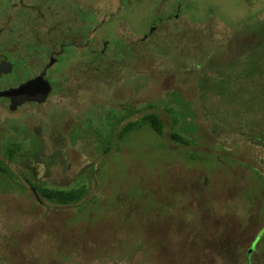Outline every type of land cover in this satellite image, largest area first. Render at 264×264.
<instances>
[{
  "label": "rangeland",
  "instance_id": "obj_1",
  "mask_svg": "<svg viewBox=\"0 0 264 264\" xmlns=\"http://www.w3.org/2000/svg\"><path fill=\"white\" fill-rule=\"evenodd\" d=\"M82 3L105 57L83 64L69 46L46 103L0 100V159L19 149L0 174V264H248L262 232L251 264H264V114L243 126L263 102L264 0H0L1 88L45 65L44 14ZM150 112L162 136L115 144ZM36 183L85 186L88 204L39 202Z\"/></svg>",
  "mask_w": 264,
  "mask_h": 264
},
{
  "label": "flooded vegetation",
  "instance_id": "obj_2",
  "mask_svg": "<svg viewBox=\"0 0 264 264\" xmlns=\"http://www.w3.org/2000/svg\"><path fill=\"white\" fill-rule=\"evenodd\" d=\"M70 2L72 5L74 4V0H70ZM76 6H77L76 8H78V10L75 11V9L73 10V7H71L72 9H68L67 7L60 9L59 7H61V6L57 5V7H54V8L49 9V10L47 9L49 12L48 14L43 13L44 15H50L52 17V19H51L52 23H51L49 30L42 35H37L38 33L36 34V38L39 39L40 44L45 46L44 48L47 49V51H45V55L43 54L44 56H46L45 65L42 68H40L39 69L40 71L38 70V73L33 75V77H30L28 79L22 78V81L20 83L14 84V85L10 84L8 87H6L4 89L0 87V91L15 88L22 83H25V82L33 79V78H36L37 76H39L43 72L44 68L49 63L51 58H53L54 65L50 69H48L47 74H46L47 76H45V78L52 85H54V80L56 81L57 75H59L60 72L64 69V66L62 65L59 70H56L54 72V74L52 75L54 80L52 79V81H51L50 79H48V74L50 73V71L53 72L56 65L60 61H62V58L64 56V52L66 51V49L69 46H75L80 51L81 54L78 55V59L80 58V61L83 64H86L90 61V59H89L90 58L89 57L90 52L92 54L96 55L95 58L97 57V55L101 58L105 57L107 50H108L106 44L103 43V49L100 50L99 52L97 50H92L90 47L91 44L89 41L91 38V36H90L91 34H90V30H89V17L87 14L88 6H86V5L84 6L83 3L81 5L76 4ZM69 10H73V11H69ZM73 13L77 14V15L82 14L79 18L76 19V21H77L76 23L73 21V18L71 17L73 15ZM69 39L74 40V42L73 43L69 42L68 41ZM37 53H38V55H42L39 52H37ZM3 62H8V60L0 57V65ZM67 64H72V63H66L65 65H67ZM11 71H13V65H12ZM27 71H28V69H27ZM4 75L5 74H2L0 76V79ZM54 89L55 88L53 86L52 93L54 92ZM1 99H6V100H8L9 104L11 103L10 98L2 97V98H0V100ZM27 104H36V103H26L25 105H27ZM36 105H39V104H36Z\"/></svg>",
  "mask_w": 264,
  "mask_h": 264
},
{
  "label": "trees",
  "instance_id": "obj_3",
  "mask_svg": "<svg viewBox=\"0 0 264 264\" xmlns=\"http://www.w3.org/2000/svg\"><path fill=\"white\" fill-rule=\"evenodd\" d=\"M259 110L251 109L248 112L244 113V120H243V126L247 130V127L249 126V121L246 120V115L247 114H252L256 115V113H262L264 114V96H263V102L258 106ZM264 117V116H263ZM262 121V120H259ZM251 122H254L252 120ZM144 127H149L152 130H154L158 135L162 136L164 133V124L161 118L156 114V113H147L140 118V120L136 121H130L125 125V127L122 130H116V136H115V144H117L118 141L124 140L128 137L129 134L134 133L135 131L141 130ZM252 126H250L251 128ZM255 129H258L260 133V137L264 138V126L262 124H258ZM253 129V127H252ZM251 131V130H250ZM172 139L175 142H178L179 144H188V141L184 139L182 136L172 133L171 135ZM108 143L106 145L105 150H109V145ZM15 143H11L8 148H6V154H4L5 161L0 159V174H2L5 177L10 176L11 174V169L9 167V164L14 162L16 160V157L19 153V149L15 147ZM31 153V152H30ZM32 155L34 153H31ZM261 183L264 188V180H261ZM33 187L35 188L39 199H37L39 202H49L51 204L59 205V206H71V205H77L79 207L84 208L83 206L88 204L85 203V200L87 198V193L88 190L85 186H81L78 188H72L69 190H64V189H54L50 188V186L42 185V184H34ZM37 198V197H36ZM262 235H259L255 242L252 244V247L248 250V264H251V257L252 253L257 251V244L260 240H262Z\"/></svg>",
  "mask_w": 264,
  "mask_h": 264
},
{
  "label": "water",
  "instance_id": "obj_4",
  "mask_svg": "<svg viewBox=\"0 0 264 264\" xmlns=\"http://www.w3.org/2000/svg\"><path fill=\"white\" fill-rule=\"evenodd\" d=\"M54 65L53 58L50 59L49 63L44 68L43 72L25 83L20 84L15 88L0 91V98H10L11 103L9 109L11 112L16 111L19 107L26 103L44 104L47 102L49 96L52 93V86L50 82L45 78L48 69ZM12 65L8 62H3L0 65V76L2 74L10 73ZM37 199L39 196L34 187H32Z\"/></svg>",
  "mask_w": 264,
  "mask_h": 264
}]
</instances>
